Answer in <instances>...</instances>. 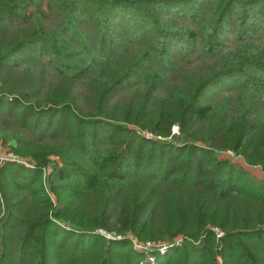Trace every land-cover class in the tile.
Instances as JSON below:
<instances>
[{"label":"trees","instance_id":"obj_1","mask_svg":"<svg viewBox=\"0 0 264 264\" xmlns=\"http://www.w3.org/2000/svg\"><path fill=\"white\" fill-rule=\"evenodd\" d=\"M0 141V264H264V0H0Z\"/></svg>","mask_w":264,"mask_h":264},{"label":"rangeland","instance_id":"obj_2","mask_svg":"<svg viewBox=\"0 0 264 264\" xmlns=\"http://www.w3.org/2000/svg\"><path fill=\"white\" fill-rule=\"evenodd\" d=\"M47 8H48V2H45L44 3V10L47 11ZM230 39H231L230 40V47L232 48L235 46V43H234L235 40H234L233 36H231ZM189 56H190L188 58L189 61L186 63V69L190 74L191 73L194 74V73L206 72V70H207L206 63L208 64V62H205V61L201 60L200 58L198 59L197 54H193V56H191V55H189ZM211 63L212 62H209V64H211ZM178 129L180 131L179 127H178ZM205 130H206V124L201 122L199 124H196V126L192 130V132L195 131L197 133V135L200 137V136H202V134H204ZM139 134H141L142 136H144L146 138L152 137L151 141L160 142V143L169 144V145H183L184 143L188 142L186 136L184 134H182L181 131H180V134L173 135L169 138L157 137V136H154L150 132L145 131V130H140ZM197 144L205 147V144L201 141H198ZM11 146H12L11 143H9L8 145H4L3 142L0 141V163L2 165L6 164V163H13V164H16L18 166L24 167L28 170H35L38 167L37 164L33 160H29L30 162L34 163L33 169H29L26 166H24L18 162L13 161L15 157H20V156H17V154H15L11 150ZM216 156L221 162H224L228 167L233 166L238 171L245 173V175L250 177L251 179H253L257 182L264 183V171H263L262 167L249 165L240 153L235 152V151H231V150H224V151L216 152ZM22 158L25 159L24 157H20L18 159H22ZM52 161L55 165H58V166H62L64 164L60 158L53 157ZM51 172H52V167L50 165L47 167V169L43 170V177H44L43 180H44L45 184L48 183V177L51 175ZM65 227L70 229V227H68L67 225H65ZM103 234H106V233L103 231ZM106 235H108V237H110V238H113L112 235H109V234H106ZM129 238L132 241L133 249L138 254L144 256V258H142V260L140 261V264L145 262L146 254L138 252L134 248L133 240H139V239L132 236V235H130ZM179 238H181V237H179Z\"/></svg>","mask_w":264,"mask_h":264},{"label":"built area","instance_id":"obj_3","mask_svg":"<svg viewBox=\"0 0 264 264\" xmlns=\"http://www.w3.org/2000/svg\"><path fill=\"white\" fill-rule=\"evenodd\" d=\"M180 134V131L177 126H174L172 128V136ZM151 139L150 137H148ZM20 157H15L13 161L18 162L24 166H26L29 169L34 168V163L30 162L27 159H18ZM103 233V231H101ZM217 233H219V237L222 236V233L219 230H216ZM121 238V237H120ZM183 242V238H178L172 242H153V241H139V240H133L134 248L141 253L146 254V260L145 262L141 264H158L157 257L155 256V253H160L161 255H166L171 247L175 245H181ZM216 264H224L222 257H218L216 260Z\"/></svg>","mask_w":264,"mask_h":264}]
</instances>
